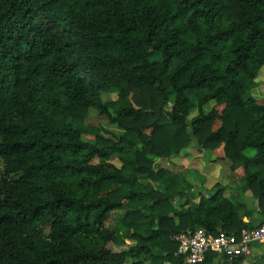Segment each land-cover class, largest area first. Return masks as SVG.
Listing matches in <instances>:
<instances>
[{
	"label": "trees",
	"instance_id": "16d2710c",
	"mask_svg": "<svg viewBox=\"0 0 264 264\" xmlns=\"http://www.w3.org/2000/svg\"><path fill=\"white\" fill-rule=\"evenodd\" d=\"M263 66L264 0H0V264H185L174 235L264 223ZM190 145L256 207L155 164Z\"/></svg>",
	"mask_w": 264,
	"mask_h": 264
},
{
	"label": "rangeland",
	"instance_id": "374dc122",
	"mask_svg": "<svg viewBox=\"0 0 264 264\" xmlns=\"http://www.w3.org/2000/svg\"><path fill=\"white\" fill-rule=\"evenodd\" d=\"M257 86L252 91L254 97L257 100L264 101V66L260 69L257 77ZM113 95L103 94V101H108L112 99ZM196 112L193 111L190 114V118L195 116ZM86 125L101 126L103 129L112 132V134H119V130L115 125L108 123L105 117L99 116L94 110L89 111V116L86 120ZM111 138L110 135L107 136ZM83 140L88 142H93L94 138L92 135H84ZM188 152L187 157H183V153ZM214 154L208 151H201L198 146L190 145L186 150L182 151L181 155H172L169 158H154V162L158 166L166 167L174 172H184L189 181L195 185L194 193L202 192L206 195H211L216 191L218 186L225 188L223 191L224 195L227 197H232L233 199L243 201L248 205L249 208L256 207V199L254 196L247 192L244 196L239 193L240 187V175L238 173H230L228 170V162L223 163L212 162ZM255 222L258 223L261 219L259 216L255 217ZM259 218V219H258ZM129 246L134 243L132 241L126 242ZM108 248L113 252H119L122 247L114 246L112 244L108 245ZM261 253L260 251H258ZM253 252L252 256L254 255ZM250 257V256H249ZM247 257V258H249ZM252 260V259H251ZM243 261L242 264H258L259 262L254 259L251 261Z\"/></svg>",
	"mask_w": 264,
	"mask_h": 264
},
{
	"label": "built area",
	"instance_id": "2783aa9c",
	"mask_svg": "<svg viewBox=\"0 0 264 264\" xmlns=\"http://www.w3.org/2000/svg\"><path fill=\"white\" fill-rule=\"evenodd\" d=\"M178 244V253L185 259V264H200L208 252L226 263L250 255L252 251L264 252V223L254 228L243 229L240 234L218 232L216 236L196 229L189 234H177L171 238Z\"/></svg>",
	"mask_w": 264,
	"mask_h": 264
},
{
	"label": "crops",
	"instance_id": "0c3cea01",
	"mask_svg": "<svg viewBox=\"0 0 264 264\" xmlns=\"http://www.w3.org/2000/svg\"><path fill=\"white\" fill-rule=\"evenodd\" d=\"M253 252H257V253H254V255L252 256V253H253ZM260 255H261V254H260L258 251H252V252L250 253V255L245 256V261H247L248 259H250V260H251V259H252V260L254 259V260L258 261V257H259ZM249 256H250V257H249ZM247 257H249V258H247ZM252 260H251V261H252ZM245 261H244V262H245Z\"/></svg>",
	"mask_w": 264,
	"mask_h": 264
}]
</instances>
